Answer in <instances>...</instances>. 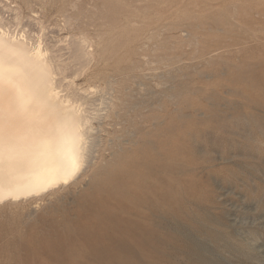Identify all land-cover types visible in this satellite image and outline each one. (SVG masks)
<instances>
[{
	"label": "bare ground",
	"instance_id": "1",
	"mask_svg": "<svg viewBox=\"0 0 264 264\" xmlns=\"http://www.w3.org/2000/svg\"><path fill=\"white\" fill-rule=\"evenodd\" d=\"M79 1L0 0V204L89 188L77 223L97 264H150L155 247L144 252L155 233L133 197L149 194L161 209L154 220L166 228L172 85L166 71L146 66L152 60L145 49L167 29L134 18L123 28H104L102 7L95 4L86 20ZM242 119L256 125L257 116ZM126 210L139 220L127 219L117 234L113 222ZM208 221L207 234L216 240L218 221ZM104 223L108 243L98 229ZM175 252L185 253V240ZM195 264L211 263L196 256Z\"/></svg>",
	"mask_w": 264,
	"mask_h": 264
},
{
	"label": "rangeland",
	"instance_id": "2",
	"mask_svg": "<svg viewBox=\"0 0 264 264\" xmlns=\"http://www.w3.org/2000/svg\"><path fill=\"white\" fill-rule=\"evenodd\" d=\"M120 1L79 2L86 20L102 7L104 28H123L134 18L167 29L145 52L152 60L146 66L166 71L172 85L169 215L161 229L154 220L161 209L149 194L132 196L155 233L144 255L151 246L150 264H195L196 256L211 264H264V0ZM244 114H255L256 125L244 123ZM88 191L0 204V264H71L67 254L75 264H97L77 223ZM117 216V234L127 219L139 220L130 210ZM209 218L218 221L216 240L207 234ZM98 229L110 242L107 225ZM183 240L185 253H176Z\"/></svg>",
	"mask_w": 264,
	"mask_h": 264
}]
</instances>
